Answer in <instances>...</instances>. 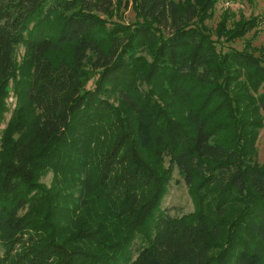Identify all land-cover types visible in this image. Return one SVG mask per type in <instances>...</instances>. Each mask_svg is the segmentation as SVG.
Masks as SVG:
<instances>
[{"label": "trees", "instance_id": "16d2710c", "mask_svg": "<svg viewBox=\"0 0 264 264\" xmlns=\"http://www.w3.org/2000/svg\"><path fill=\"white\" fill-rule=\"evenodd\" d=\"M217 1L129 0L124 24L121 0H0V125L20 47L33 63L0 131V264H264V46H217L261 18L212 39Z\"/></svg>", "mask_w": 264, "mask_h": 264}, {"label": "rangeland", "instance_id": "374dc122", "mask_svg": "<svg viewBox=\"0 0 264 264\" xmlns=\"http://www.w3.org/2000/svg\"><path fill=\"white\" fill-rule=\"evenodd\" d=\"M128 1L121 0L120 9L117 15L111 18L112 20L124 24H131L137 19L133 4L131 2L127 4ZM223 16L229 17V26L232 25L233 21H238L241 17L249 18L259 16L261 23L244 38H239L232 42L217 43L218 50L225 52L230 49L247 50L264 46V0H218L213 7V17L205 21L212 39H217L213 30L217 27ZM143 55H146V52H143ZM146 57L150 60V56L146 55ZM16 63L18 67L17 77L8 86V93L4 100L7 110L4 113L5 118L0 125V131L6 127L7 122L10 120L13 111L17 109L18 104L26 103L23 84L29 80V75L33 72V63L23 47H20L17 51ZM88 87H93V84L90 83ZM110 102L116 105L118 104L114 97L110 98ZM256 159L260 164H264V127L260 131L257 141ZM166 166H170L168 159L166 160ZM52 181L53 172H50L42 178V182L48 187L51 186ZM161 203L162 209L171 216L179 217L195 210L194 202L189 192V186L177 166H174L172 179L168 184L167 192ZM139 244L140 242L136 241L134 248L137 249Z\"/></svg>", "mask_w": 264, "mask_h": 264}]
</instances>
